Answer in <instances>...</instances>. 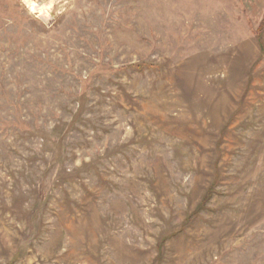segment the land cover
Instances as JSON below:
<instances>
[{
  "label": "rangeland",
  "instance_id": "obj_1",
  "mask_svg": "<svg viewBox=\"0 0 264 264\" xmlns=\"http://www.w3.org/2000/svg\"><path fill=\"white\" fill-rule=\"evenodd\" d=\"M264 0H0V264H264Z\"/></svg>",
  "mask_w": 264,
  "mask_h": 264
},
{
  "label": "trees",
  "instance_id": "obj_2",
  "mask_svg": "<svg viewBox=\"0 0 264 264\" xmlns=\"http://www.w3.org/2000/svg\"><path fill=\"white\" fill-rule=\"evenodd\" d=\"M263 27H264V18L261 19V21L259 22L258 31H261Z\"/></svg>",
  "mask_w": 264,
  "mask_h": 264
}]
</instances>
